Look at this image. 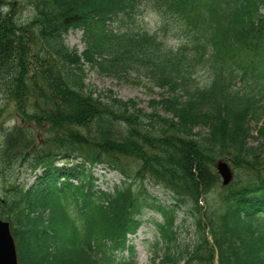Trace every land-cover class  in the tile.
Here are the masks:
<instances>
[{"label":"trees","instance_id":"16d2710c","mask_svg":"<svg viewBox=\"0 0 264 264\" xmlns=\"http://www.w3.org/2000/svg\"><path fill=\"white\" fill-rule=\"evenodd\" d=\"M13 3L0 0V94L47 143L29 146L17 126L0 158L18 264H136L130 237L147 221L151 264H264V127L253 137L247 124L264 121V0H26L27 19ZM145 10L154 32L129 23ZM86 65L135 71L163 94L143 110L87 85ZM221 158L237 171L226 187ZM98 167L122 180L100 189Z\"/></svg>","mask_w":264,"mask_h":264},{"label":"rangeland","instance_id":"374dc122","mask_svg":"<svg viewBox=\"0 0 264 264\" xmlns=\"http://www.w3.org/2000/svg\"><path fill=\"white\" fill-rule=\"evenodd\" d=\"M9 2H14L13 6L15 4L18 6L19 10V16L22 19H27L28 17V10L27 7L24 5L26 0H6ZM160 18L157 16V14L153 10H145L140 13V15L134 19L133 21L130 20V24L137 25V27H140L146 31L154 32L156 31L160 26ZM179 29L173 28L172 26H169V30L166 35V43L167 45H173L170 44L169 41L176 40L178 41V35H179ZM181 38V36H180ZM181 40V39H180ZM66 43L67 45L77 50L78 52H82L84 50V43L82 41V35L81 32L78 31H70L68 35L66 36ZM85 83L89 85L90 87L96 88L98 91H110L111 93L115 94L118 98L122 100H134L139 108L143 110H148V104L150 101L154 100L157 101L160 99V96L163 94V91L158 89V87L152 85L148 79L143 77L141 74L136 73L135 71H129L126 74H123L119 78L115 75H112V72H109L107 74L99 72L97 69H92L88 65L85 66ZM197 82H199L200 85L205 84L206 82V74L200 73L197 76ZM163 114V112H161ZM248 129L250 131V134L253 137H256L257 133L264 127V121L263 120H252L248 119L247 121ZM20 126V129H22V133H25L27 135V138L30 139V141L35 143H28L29 146L32 147H44L47 143L44 142V139L46 138V128H41L39 126H36L32 123H23V121H20L17 118L15 106L14 103L9 101L8 99L4 98L0 94V158L3 157L2 154L5 153V140L6 137L13 132V130ZM25 142V141H23ZM25 143H17L15 148L16 150H20ZM40 150V149H39ZM219 161H223L230 169L231 172V181L230 183L235 179L237 175L236 169L233 168L230 162L224 160L223 158L219 159ZM1 168V167H0ZM16 173L14 172V176ZM7 174H5L4 171H1L0 169V198L2 197L5 189L9 187L5 183V180L7 178ZM94 176L97 179L96 185L102 189V190H111L113 185L118 184L119 180H121V177L118 176L116 173H108L105 170H102L100 168H97L94 172ZM219 177V176H218ZM16 180L17 184L26 185V187H29L34 178L30 176L29 173H27L24 169H20L17 177L14 179ZM219 186H223L221 184V178L219 177ZM211 195L207 196V199L211 201ZM202 202V200H201ZM200 203V202H199ZM201 204V203H200ZM212 205V203H211ZM202 214V212H201ZM150 216V215H148ZM181 218V217H180ZM154 221H159V218H154ZM190 218H187V222L185 225H188V230L184 233H180V239L181 242L185 241L187 243L190 242ZM159 241L158 234L156 230L153 228L151 222H145L141 228L138 230V232L130 238V244L134 247V251L132 254V257L134 259V262L136 264H151L154 254H153V247L155 246V243ZM128 255L126 253L119 254L117 257H127Z\"/></svg>","mask_w":264,"mask_h":264},{"label":"water","instance_id":"95a60500","mask_svg":"<svg viewBox=\"0 0 264 264\" xmlns=\"http://www.w3.org/2000/svg\"><path fill=\"white\" fill-rule=\"evenodd\" d=\"M217 173L222 179V185L226 186L231 181L229 167L219 161L216 164ZM0 264H18L15 244L10 233L8 222L0 219Z\"/></svg>","mask_w":264,"mask_h":264},{"label":"clouds","instance_id":"9594fccd","mask_svg":"<svg viewBox=\"0 0 264 264\" xmlns=\"http://www.w3.org/2000/svg\"><path fill=\"white\" fill-rule=\"evenodd\" d=\"M170 44H173V45H176L179 43V41H176V40H172V41H169Z\"/></svg>","mask_w":264,"mask_h":264}]
</instances>
